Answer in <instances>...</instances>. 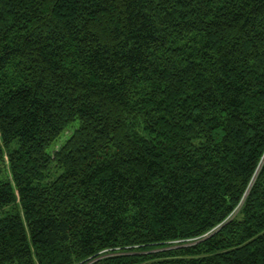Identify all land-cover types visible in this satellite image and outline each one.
I'll return each mask as SVG.
<instances>
[{
	"label": "trees",
	"instance_id": "1",
	"mask_svg": "<svg viewBox=\"0 0 264 264\" xmlns=\"http://www.w3.org/2000/svg\"><path fill=\"white\" fill-rule=\"evenodd\" d=\"M0 264H264V0H0Z\"/></svg>",
	"mask_w": 264,
	"mask_h": 264
},
{
	"label": "rangeland",
	"instance_id": "2",
	"mask_svg": "<svg viewBox=\"0 0 264 264\" xmlns=\"http://www.w3.org/2000/svg\"><path fill=\"white\" fill-rule=\"evenodd\" d=\"M64 139H65V137L63 136L62 139H61V141H63Z\"/></svg>",
	"mask_w": 264,
	"mask_h": 264
}]
</instances>
